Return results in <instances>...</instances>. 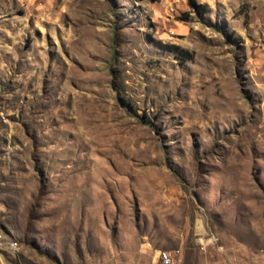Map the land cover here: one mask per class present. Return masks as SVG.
<instances>
[{"label":"rangeland","instance_id":"obj_1","mask_svg":"<svg viewBox=\"0 0 264 264\" xmlns=\"http://www.w3.org/2000/svg\"><path fill=\"white\" fill-rule=\"evenodd\" d=\"M0 0V264H264V0Z\"/></svg>","mask_w":264,"mask_h":264},{"label":"built area","instance_id":"obj_2","mask_svg":"<svg viewBox=\"0 0 264 264\" xmlns=\"http://www.w3.org/2000/svg\"><path fill=\"white\" fill-rule=\"evenodd\" d=\"M0 247L13 249L16 247V240L4 237L0 232ZM152 264H179L178 260L171 254L169 249H159Z\"/></svg>","mask_w":264,"mask_h":264},{"label":"trees","instance_id":"obj_3","mask_svg":"<svg viewBox=\"0 0 264 264\" xmlns=\"http://www.w3.org/2000/svg\"><path fill=\"white\" fill-rule=\"evenodd\" d=\"M188 3H189V5L195 6V7H201L204 5L202 3L195 2V0H188Z\"/></svg>","mask_w":264,"mask_h":264}]
</instances>
